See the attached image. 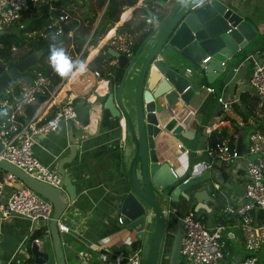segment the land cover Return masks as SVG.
Masks as SVG:
<instances>
[{
	"label": "water",
	"instance_id": "95a60500",
	"mask_svg": "<svg viewBox=\"0 0 264 264\" xmlns=\"http://www.w3.org/2000/svg\"><path fill=\"white\" fill-rule=\"evenodd\" d=\"M169 2L168 6L163 7L166 9L164 18L154 24L132 57L113 47H103L117 60L118 67L124 70L119 85L110 82L102 108L109 110L113 117L124 118L135 149L128 171L132 191L120 202L119 212L125 228L136 233L135 237L132 234L127 237L133 242H141L140 249L145 259L143 264L159 263L172 216L178 217L180 210H187L198 193L207 191L208 185L216 184V177L212 175L209 165L198 172L195 167H191L189 172L194 173L191 178L178 176L169 159L159 151L157 139L162 137L164 141L169 136L191 139V130H184L190 121H195L198 126L203 125L204 130L206 124L209 126L213 123L212 117H204L192 110L195 105L198 109L206 105L207 98L203 92L205 86H202L201 81L205 79L209 84L215 83L235 54L258 34L255 27L236 10L241 0ZM67 31L68 26H64V32ZM58 38L46 43L42 50L48 51ZM39 60L40 54L33 53L16 64L10 62L8 67L0 65V96L9 98V89L18 76L30 73L29 70ZM240 65L241 61L232 64L224 84L231 81ZM131 102L135 106L134 118L129 109ZM75 108L81 126L88 127L91 124L93 105L80 101ZM218 110L220 112L217 113ZM223 112V105L218 102L212 116H221ZM0 113H3L1 108ZM208 136L216 146L226 145L231 156L235 153L237 156L243 154V137L237 139L227 129L219 131L216 128H212ZM204 139L206 136L201 140L207 143ZM69 142V155L58 162V172L63 177L66 193L0 159V167L13 172L22 182L21 186L29 187L54 205V214L49 223L53 250L51 252L34 242L31 247L33 264H67L57 222L65 212L67 203L77 197L76 186L65 169V165L72 163L77 155L73 127L69 133ZM172 230L174 233L168 264H180L184 235L183 219L180 216ZM239 259L240 255L230 264H236Z\"/></svg>",
	"mask_w": 264,
	"mask_h": 264
},
{
	"label": "crops",
	"instance_id": "0c3cea01",
	"mask_svg": "<svg viewBox=\"0 0 264 264\" xmlns=\"http://www.w3.org/2000/svg\"><path fill=\"white\" fill-rule=\"evenodd\" d=\"M144 1L146 0H138L134 6H124V10L127 9L124 17L121 14L116 26L99 39L96 46L93 45L94 47L90 48V54L83 61L87 69L81 71L78 66L77 70L76 68L72 70L75 74L66 83V89L71 94L81 99L80 101L93 105L91 124L85 128L81 124L62 122L56 132L37 139L34 145L35 155L44 164L58 170V162L69 155L71 147L69 133L71 127L74 128L77 155L72 163L65 165V169L76 186L77 197L66 209L63 219L72 226L81 223V227L68 236L62 235L66 263L72 259L76 261L73 264H121L135 249L134 242L127 237L129 235L126 234L127 229L119 222L121 216L119 204L132 191L128 171L135 149L124 118L113 117L109 110L102 108L104 101H101V97L94 92L96 79L93 75L94 71L89 69V64L104 50V46H117L112 39L114 34L127 33L129 26L136 27L139 19L146 16L144 10H140L137 14L134 11L137 7L141 8ZM89 2L96 5L100 0H89ZM108 3L109 0L103 10L107 8ZM236 10L255 27L258 34L252 42L235 54L227 69L215 83L209 84L205 79L201 81L202 86L215 87V92L208 93L204 87L206 105L200 109L195 105L192 110L197 114H203L204 117H212L213 123L209 126L206 124L207 128L204 130L203 125L198 126L195 121H190L189 126H185L184 130H191V139L181 136H179L180 139L173 136L166 137L164 141L162 137L157 139L160 144L159 151L169 159L178 176L191 178L194 173L189 172L190 168L195 167L196 172L203 171L206 169L203 165L205 161L211 164L212 175L216 177L215 185H220L219 189L213 184L208 185L207 191L198 193L197 198L187 210L182 211L183 213L193 211L215 217L218 215L215 214V207L225 204L227 197L244 192L245 165L249 159L245 154L246 146L251 134L264 131V101L254 100L258 97L251 84L254 63L264 61V0H241ZM99 14L101 16V13ZM148 15H152L149 10ZM100 20L101 18L93 32ZM20 28L23 27L15 26L9 30L15 32ZM72 53L78 54L74 49ZM237 61H241L240 67L231 81L224 84L228 70ZM113 69H110V78L114 77ZM19 83L21 90L30 86L27 77ZM101 86H105V83L102 82ZM64 95L61 93L55 101L41 103L35 113L42 114L44 118L50 117L60 107V101ZM222 96L232 103L231 109L223 112L221 116H212V111ZM129 109L134 118L135 106L132 102L129 104ZM21 115L25 116L24 108ZM221 121H225V124L218 125L217 123ZM214 124L219 131L227 129L228 133L235 135L237 139L243 137L244 151L241 156H231L229 160L220 161L208 154L207 149L211 148V144L216 145L208 136L209 131L215 128ZM205 136L204 140L207 143L201 140ZM15 187L21 186L17 183ZM12 191V187H6L0 191V202L7 201ZM178 217L170 222L166 245L170 243L174 233L173 224L177 222ZM37 232L42 233L40 244L42 245L44 241L45 248H49L52 252L53 242L49 225L42 223L32 227L30 220L21 216L9 218L0 223L1 264H33L31 247L36 240L33 236ZM162 257L169 260L168 254L164 253Z\"/></svg>",
	"mask_w": 264,
	"mask_h": 264
},
{
	"label": "built area",
	"instance_id": "2783aa9c",
	"mask_svg": "<svg viewBox=\"0 0 264 264\" xmlns=\"http://www.w3.org/2000/svg\"><path fill=\"white\" fill-rule=\"evenodd\" d=\"M53 1L56 0H0V32L8 31L17 26L24 18L35 16L41 10L43 4H49L50 8L53 9ZM126 11L127 9L122 13V17H124ZM71 18L72 15L69 12L63 11L52 21L49 29H53L55 35L61 36L65 34L64 26ZM41 33L44 36L47 35V31ZM70 36H72V32ZM134 38V34L125 32L122 34L116 33L112 36L114 42L117 43L116 50L128 57L134 55L132 49ZM91 40L90 37L83 51L78 54L72 53L74 45L70 46L68 57L74 61L71 70L67 76L63 77L62 82L50 91L51 95L46 100L48 102L55 101L61 93L65 94L60 101V107L51 117L44 118L42 114L35 113L28 120L20 118L24 104L36 102L35 94L37 92L44 93L49 90L51 82L41 74L33 84L22 91L23 98L14 97L11 100L0 96V108L3 112L5 111L3 113L4 118L0 119V144L2 145L0 159L23 170L41 182L63 190L64 193L66 192L63 189L62 175L55 168L44 164L35 155L34 145L37 139L56 132L62 122L73 125L80 124L78 112L75 108L77 98L66 89V83L75 74L72 70L75 68L77 70L78 64L82 62L83 52L87 50L90 54V48L94 47L90 44ZM104 65L106 66V63ZM117 66V60L113 59L105 67L107 69L106 74L101 70L93 72L96 79L94 92L99 97L107 95L111 82L110 69ZM5 67H8V65ZM188 71H191V68H188ZM102 82L105 83L103 87L101 86ZM251 84L256 96L264 101V61L254 63ZM205 88L208 93L215 92V87L211 85L205 86ZM218 101L223 105L224 112L231 109L232 103L223 96ZM217 124H225V121ZM213 126L216 128V124ZM207 152L210 156L220 159V161L231 158L226 145L224 147L208 148ZM245 154L249 156V159L245 165L244 192L240 195L227 197L223 216L211 217L208 214H199L193 211L180 216L183 219L184 229L180 260L184 264H230L238 255H240V259L236 264H264V222L258 219L259 213L264 212V131H256L250 135ZM233 156L237 157L236 153ZM203 165L211 167V164L205 161ZM17 183L20 186L22 184L13 172L0 167V191L6 187L13 188L9 199L0 202V223L9 218L21 216L29 219L32 227L42 223L49 225L54 214L52 202L27 186L15 187ZM215 186L219 189V186ZM71 204V202H68L66 209ZM65 213L66 210L57 222L60 234L69 235L72 232H77L81 227V223H77L75 226L70 225L63 219ZM222 221H226V223ZM119 222L122 223L121 218H119ZM234 241L243 242V252H234ZM35 242L40 244V239H36ZM143 258L141 249H134L121 264H143Z\"/></svg>",
	"mask_w": 264,
	"mask_h": 264
},
{
	"label": "trees",
	"instance_id": "16d2710c",
	"mask_svg": "<svg viewBox=\"0 0 264 264\" xmlns=\"http://www.w3.org/2000/svg\"><path fill=\"white\" fill-rule=\"evenodd\" d=\"M108 0H100L99 4H97V8L92 6V3L89 2V0H56L53 1V9L50 8L49 4H43L41 10L33 17L31 18H24L17 26L23 27L18 29L15 32L12 31H5L0 32V65L6 66L9 65L10 62H14L16 64L21 59L33 54V53H39L40 54V60L39 62L32 67L28 72H25L18 76V78L15 80V82L12 84L10 90V99L12 100L14 97H20L22 96L21 86L19 81L22 80L24 77H27L30 81L29 84H33L35 80L39 77V74L42 76L48 78L51 82L49 86V90H46L43 92H37L35 94L36 102L30 103V104H24L23 108L25 111V116H21L20 118L23 120H28L32 118L39 108L40 104L45 102L51 95L50 91L54 89L55 86H57L59 83L62 82L63 78L59 76L56 72L53 71L52 67L49 63V56L50 51L44 52L42 50L43 46L46 43H49L51 41L50 37L47 39L41 38L40 36H33L30 34L47 31V33H51L52 35H55V31L53 29H49V25H51L52 21L57 18L63 11H67L72 15L71 20L65 24V26H68V31L61 35L55 37H59L58 40L54 43V46L59 49H64L67 53V47L70 48V46L73 44L74 51L77 53H81L84 49V46L86 42L89 39V36L91 35V28L93 26V21H97L98 12L99 10L103 9ZM138 0H109V3L107 5V8L105 9L102 18L92 36V40L90 42L91 45H97L99 39H101L111 28L115 27L116 24L120 20V16L124 11V6H134ZM171 2L169 0H146L144 1L141 8H136L135 14H137L140 10H144V14L146 15L144 18H140L139 22L137 23L136 27L131 28L129 26V29L127 30V33L134 34L135 36L139 34V38L135 41V43L132 46L133 53L136 52L142 41L148 36V34L151 32L152 28L154 27V24H158L157 21L154 20V18L157 17L159 14H163L165 16L166 9L163 8L164 6H168ZM145 5V6H144ZM78 10H82L83 14H87L90 16L91 21L89 23H85L84 20H81L73 14H75ZM148 10L151 16L148 15ZM83 17V16H82ZM72 32V36H70V33ZM51 35V36H52ZM15 46H20L21 48H26V51L24 54L17 56L15 53ZM114 47V46H112ZM68 55V53H67ZM88 51L85 50L82 55V62L87 58ZM114 58L105 50H102L101 53L96 57L95 60H93L89 64V69L95 71V70H101L103 73L107 70L105 67L107 66V63ZM106 63V66L104 65ZM112 69V68H111ZM114 77H111V82H114L115 84L119 85L124 70L117 67H114L113 69ZM81 99L77 98L75 100V104L80 102ZM254 100L256 102H260L259 98ZM5 113V111L3 112ZM0 114V119L4 118V115ZM52 116V115H51ZM50 116V117H51ZM217 146L214 144H211V148H216ZM258 219L264 222V212H260L258 215ZM223 223H226V221H222ZM42 237L41 232H37L33 236V239H40ZM173 241V236L170 239V243L163 247V251L161 252V257L159 259L158 264H168L169 260L162 257L164 253L167 255L170 251L171 245ZM167 242V241H166ZM141 247L140 241L134 242V248L138 249ZM168 247V249H167ZM165 251V252H164ZM180 264H184L182 260H180Z\"/></svg>",
	"mask_w": 264,
	"mask_h": 264
},
{
	"label": "rangeland",
	"instance_id": "374dc122",
	"mask_svg": "<svg viewBox=\"0 0 264 264\" xmlns=\"http://www.w3.org/2000/svg\"><path fill=\"white\" fill-rule=\"evenodd\" d=\"M92 6L93 7H95V8H97V4L96 5H94V4H92ZM104 11H105V9L103 10V9H101V10H99V12H98V19H97V21L95 20V21H93L92 20V22H93V26H92V28H91V32H90V34H92L91 36H89V38L91 37L92 38V36H93V34H94V32L92 31L93 29H94V27L97 25V23H98V21H99V19L100 18H102V15H103V13H104ZM99 13H101V16H100V14ZM73 16H75V17H77V18H79V19H81V20H84V22L85 23H89L90 21H91V19H90V16L89 15H87V14H83V12H82V10H78L75 14H73ZM83 16V17H82ZM164 18V15L163 14H159V15H157V17L156 18H154V20L155 21H157L158 23L159 22H161V20ZM52 34L50 33H47V35L46 36H44L41 32H38V34L37 33H35L33 36H40L41 38H44V39H47V38H49L50 36H51ZM104 42H102V44H103ZM91 46V45H90ZM68 49H67V53L69 52V47H67ZM64 49H65V47H64ZM25 51H26V48H21L20 49V46L18 47V46H15V53H16V55L17 56H20V55H22V54H24L25 53ZM71 53V52H70ZM88 53H89V51H88ZM71 61H72V65H73V59H71ZM80 64V63H79ZM79 64H78V66H79ZM72 65H68L67 67H70L71 68V66ZM134 85H132V87H133ZM100 100L101 101H104L105 100V98H103V97H101L100 98ZM132 102H134L133 100H132ZM248 156V155H247ZM246 156V157H247ZM249 157V156H248ZM220 186V185H219ZM224 190H225V188H224ZM228 190V189H227ZM226 191V190H225ZM223 209H224V204L222 205H219V207L217 208V207H215V214H218L219 216H223L224 214H223ZM185 213H183L182 212V210H180V212L178 213V215L179 216H183ZM175 217H177V216H175V215H173L172 216V218H171V220H174L175 219ZM153 226H151V229H153L152 228ZM126 234H132V236H136V233L135 232H133V231H128L127 230V233ZM64 236V235H63ZM66 236H68V235H66ZM167 239H168V236H166V238H165V240H164V243L167 241ZM45 242L43 241V244H42V247L43 248H45ZM49 249V248H48ZM162 249H163V244H162ZM233 250H234V252L235 253H237V252H243L244 251V245H243V242H241V241H234V248H233ZM161 257V256H160ZM144 261H145V259L143 258V263H144ZM73 263H76V261L75 260H70L69 259V261L67 262V264H73Z\"/></svg>",
	"mask_w": 264,
	"mask_h": 264
},
{
	"label": "clouds",
	"instance_id": "9594fccd",
	"mask_svg": "<svg viewBox=\"0 0 264 264\" xmlns=\"http://www.w3.org/2000/svg\"><path fill=\"white\" fill-rule=\"evenodd\" d=\"M50 39L54 40L55 35L50 36ZM49 51V63L53 71L62 78L67 76L69 74V71L71 70L70 67L67 66L72 65V61L68 57L65 50L62 48L57 49L54 45H50ZM79 68L81 69V71H85L87 69V65L84 62H81L79 64Z\"/></svg>",
	"mask_w": 264,
	"mask_h": 264
},
{
	"label": "flooded vegetation",
	"instance_id": "af4514ba",
	"mask_svg": "<svg viewBox=\"0 0 264 264\" xmlns=\"http://www.w3.org/2000/svg\"><path fill=\"white\" fill-rule=\"evenodd\" d=\"M139 36H140L139 34H137V35L135 36V38H134V43H135V41H136V40L139 38ZM113 48H115V49H116V48H117V46H114Z\"/></svg>",
	"mask_w": 264,
	"mask_h": 264
}]
</instances>
